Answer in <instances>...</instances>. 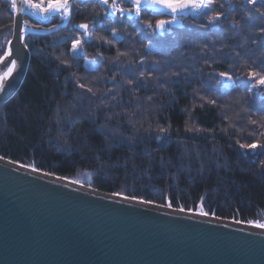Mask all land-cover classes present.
Here are the masks:
<instances>
[{
	"label": "rangeland",
	"instance_id": "obj_1",
	"mask_svg": "<svg viewBox=\"0 0 264 264\" xmlns=\"http://www.w3.org/2000/svg\"><path fill=\"white\" fill-rule=\"evenodd\" d=\"M35 1L40 4H44L45 2L47 3V0ZM237 1V7L234 6L230 8H224L218 5L217 10L220 13V18L217 21L210 16L206 18L204 16L205 20H208V22L203 25V27L218 24L222 26L220 30H215V32L213 30V32H209L205 28L196 29V31H200L201 35H203L200 37L199 35L193 33H191L192 35H190L188 33L190 31L188 29H184L182 31H184L186 34L188 33V37L183 36V39L181 38L180 40L172 39V41L170 42L173 43H169V45L165 46L160 45L161 43H165L164 41H157L155 42V44H152L151 41L154 40L155 35L158 36L159 40H163L167 36L170 37L173 33L172 30L177 27L173 28L172 30L164 31V34L161 35L160 33H158L160 29L156 28L153 22L149 23L148 19H142L141 22L134 21V23H132L137 24V26L131 25V21L133 22L132 18H135L133 10L136 5L133 3L125 4V2H128L127 0H109L106 4L103 2V0H94V3L88 4L86 6L87 8L83 12V21L77 23H88L87 29L79 28L75 31L72 30L73 26L71 17L75 12V8L78 6V4L81 3L74 4L72 9H70V19L67 21V23L56 17H52L45 23L41 22L39 24H34L35 21L29 22L28 20H26L27 23L30 24V26H34V29L37 32L30 31V33L27 34L24 38L28 40V36L33 35V38L35 39L37 35H43L48 29L55 30L52 32L60 35V38L63 39L61 40L62 44H59V42L56 44H51L53 45L52 49L56 50L57 53H59L58 51H60V53L56 55L59 64H69L71 63V60H75V62L77 63V65L74 64L67 67H72L69 72L74 73L76 71L77 73H79L75 76H73L72 74H68L67 76L69 77L68 80L73 81L70 87L84 92V94H80V97L75 96L74 98L77 100L79 105L83 102L82 99L91 100L92 98H94L96 96L94 95V93H96L97 91L96 88H99L100 91L103 92V88L109 87L113 91V88H115L114 82L118 81L115 79V77L121 78L120 75H118L116 72L119 68L123 67V65L121 64L122 62H127V60L122 61V52L125 50H129V48L128 46H126L125 50H120L119 45H117L118 41L113 40V35H125L123 39L127 40V38L132 36L136 37L138 35L140 37L142 33L143 35L148 34V39L147 36L144 37L146 39L142 38V40L145 42L150 41L146 46L145 53L143 54V56L141 55L142 60L145 61L144 64L139 63V66L135 67H132L131 64L130 69L139 70L140 67L145 71L150 72V74H153V80L155 79L157 81L156 83L163 85L172 84L177 88H183L181 90L175 89L174 91H181L179 96L187 99L190 110H193L194 108L197 109L201 102L206 103L204 97H208V95H204L205 92L212 93L215 89L211 83H208V89L197 91L199 80L203 76L202 73L204 69L202 68L208 66L207 64L209 63L215 65L219 64L222 68L217 67L216 69H219L217 71L220 72L216 73L214 70L211 71L213 69L212 66L210 68V71L211 73H213L212 77H215V79L219 80L221 78L216 91H223V99H221V96L220 98L213 96L212 99H208V102H210L211 100L215 101L216 109L232 112L233 114L230 115V118L236 119L237 115L240 113L237 112L244 110V103L249 100V95H247V91L245 93H242L239 92L236 87H234L236 81L235 77L237 75L234 76L233 72L238 71V75L242 74L244 78L248 77V79L252 81L250 82L251 85H255L256 87L262 86L261 89L264 88V85L257 84L258 77H252L254 78L253 80L249 77V72H256L260 75H264V19L263 16H261V13H258V9L256 7L243 0ZM252 1L253 3L259 2L258 0ZM114 3L116 4V7H113ZM8 6L11 13L13 12L11 14V19L14 20L16 16L14 10L12 9V4H10V1L8 2ZM242 6L244 9L241 8ZM0 8L2 9V7ZM78 8H81L79 9V11L82 14L81 11L83 7L80 6ZM129 11H131V13ZM235 11H238V13L236 14ZM141 12H144L143 14H146L147 12L148 14L146 15L151 18L153 15L149 13L154 14L153 10H143ZM52 14L54 16H59L58 11H55ZM256 16L262 17L261 21H257L258 18H256ZM179 17L183 18L186 17V15H179ZM152 19L155 20V18ZM253 21L260 23H258L256 26L252 25L250 27L249 24L253 23ZM144 22L148 23L149 25H143ZM13 24L14 23H12V25ZM68 30H71V33H67ZM216 31H219L220 34L217 35ZM75 40L81 41V45L79 49L74 52L72 49V44ZM222 41L223 43H225V41H227L228 43H233L228 46L225 45L224 48H220L218 43ZM104 43L106 44L105 46H103ZM29 46L34 47L33 44H29ZM159 46L162 49L159 48ZM154 47L157 48L156 51L151 50ZM147 48H149L150 50H147ZM30 49L31 48H29V50ZM199 49H201V51L195 52ZM36 50L37 49L35 47L32 49L33 56H35L38 52ZM5 51L6 48H4L3 53H5ZM155 54H164L165 56L161 57V55ZM2 56L3 55H1L0 57ZM156 56H158L159 61L157 60ZM154 58L156 59L155 61ZM239 59H241L242 61H240ZM99 63L100 68L102 69L101 71L95 68ZM159 63H162V65H159ZM222 72L232 75L234 79L230 75L228 76H230L231 79H228L227 77H221L220 73ZM121 75L125 77L127 82H119L116 86L115 93H118L120 91L122 85H130L132 87L133 85H138L142 87V90L140 89V92H138L137 89L133 87L134 91H136L140 95L144 93L143 90L152 89V85H147V83H143L138 80L143 76L140 73H138V75H135V79H127V77L123 73ZM145 79H147L146 76ZM113 80L114 82L112 83ZM81 85H83V87H81ZM89 89H91V91H89ZM209 89H212V91H210ZM249 89H251V91L254 90L250 87ZM158 95L160 98L161 94ZM158 95L156 97H158ZM258 97L263 98L264 94L259 95ZM143 100L142 103L140 102L138 103V105L144 106V113L148 114L150 110L149 108L145 109L146 102H144ZM262 100H264V98ZM262 100H260L261 106H264V101ZM65 104H69L72 106V104L68 102ZM135 106H137V104ZM120 110H122V113H118L117 116L120 117L119 120H125L122 128H118L120 127V125H122V123L121 121H115L116 118H114L113 121L110 119L109 121L105 120V124H102V126H100V130L103 135L100 132L99 134L103 148L101 150V154H98L97 161L101 163V167L100 169L96 168L94 170L100 175L106 173L105 179L107 181L109 180L110 183L114 181L113 184L115 186L117 185V187L110 191L121 193L123 190L117 188L118 185L122 183L123 189H126L129 193L141 194L143 196L140 197L143 198H145V196H148V200H151L152 202L156 201L162 206H168L175 210L183 209L181 211L184 212H186L187 210L189 211L190 209H201L202 211H210L211 214L215 210L218 211L224 208L228 209L230 205V197L233 200V197H238V195L245 198L250 195V191H248L251 188L250 185L239 182L235 179L234 181L227 179V182H225L223 179L221 180L220 177L217 176L216 173H221V169H223L225 173L229 174L230 170L228 168L225 169V167L222 168V166L226 165V163H218L216 159L219 157V153L214 152L209 148L203 149L204 146L200 147L196 144L189 147V149L192 150V154H196V156L191 157L190 152L181 154L179 153L176 155L173 154V159L169 158L170 155H168V153L164 150V147L160 148L157 146V149L152 150L151 152H144L145 149L141 151L135 149L134 146L139 139H135L136 141H134L133 138H126L125 135H128V128L131 127L134 123L133 117H128V115H126L128 112H126L125 109ZM135 115L136 116H134V118L138 119V121L135 122V134H139V130L143 131V133L145 132V138L148 141L152 140L153 138H157L154 135L157 124L153 122L156 120H154V118L152 117L151 121L148 122L147 125H145V123H143L138 118V115H140V113L139 111H137V109L135 111ZM217 115L223 121H226L225 119L227 116L225 113L220 115L219 112ZM42 116L45 117V115ZM112 116H114V114ZM41 117H36L38 118L36 120L39 124L42 123L44 127L42 137L46 142L48 137L50 138L52 135L50 128L51 125H54V123L49 120L43 121L41 120ZM252 118L254 117L245 119L247 121V131L253 132L256 129L257 133L255 135L257 137L264 136V118ZM61 120L64 121L62 117ZM89 121L93 120L90 119ZM185 121H192V123L195 122L193 121V118L191 116H186ZM235 121L239 125L241 121L243 122V119L240 118L236 119ZM149 123L151 124V126L149 125ZM45 124L46 126H44ZM183 127L185 129L183 130L182 134L192 136L193 131L187 132L186 126ZM244 130L243 132H245ZM54 133L55 131L53 130V135ZM140 136L143 137V134H141ZM52 137L50 139L51 143L46 142V144L48 143L49 146L53 147L54 151H56L59 149V147H57L58 145ZM157 140H159V138ZM115 143L119 145L123 144V150L122 147H114L113 145ZM130 143H132V145ZM253 143L259 144V142L257 141ZM74 146L77 147V144H75ZM176 146L179 147L180 145ZM179 148L180 151L183 146ZM70 149L71 148H69V150ZM197 149H203V151L205 152L201 153L200 155L199 153H193L198 152ZM37 150V156L39 157V153H42L43 150H41L40 148ZM119 150H122V152ZM256 150H251V152L253 153ZM33 152L35 151L33 150ZM180 152H182V150ZM55 153H53L54 156ZM32 155H34V153ZM102 155H104V159H102ZM258 155V160L260 159V157L264 158L262 153ZM34 160L36 164H39V161H37L36 158H34ZM31 164L33 165V162H31ZM110 170L112 172H110ZM210 170L212 173H210ZM206 172L209 173L206 176V180L209 182L207 185L202 184V182L200 181V179H202L204 173ZM170 175L174 177L178 175V179H176L175 181V178H171ZM72 180L76 184L81 186L85 185L93 189L104 190L98 187L97 180H93L92 173L79 172V174H77L75 177H72ZM182 184L186 187H183ZM195 185L201 188L202 191L199 193H195L196 195L194 196H191L190 200H188L189 203L185 200V203L181 201L182 194L187 191L189 192V187L194 188ZM245 198L239 201V203L245 204ZM169 204L171 206H169ZM250 218H253L250 219L254 220L252 222H259L258 216L256 215ZM260 222H264V217L260 218Z\"/></svg>",
	"mask_w": 264,
	"mask_h": 264
},
{
	"label": "water",
	"instance_id": "obj_2",
	"mask_svg": "<svg viewBox=\"0 0 264 264\" xmlns=\"http://www.w3.org/2000/svg\"><path fill=\"white\" fill-rule=\"evenodd\" d=\"M20 1L12 7L16 17L5 51L11 56L0 60V75L17 60L11 78H20L28 55L23 43L30 31L24 28L21 40ZM142 4L164 8L153 0ZM53 12L43 11L41 22ZM11 78L0 91L1 104L13 92ZM30 174L0 163V264H264L258 231L133 203L130 208L87 187Z\"/></svg>",
	"mask_w": 264,
	"mask_h": 264
},
{
	"label": "trees",
	"instance_id": "obj_3",
	"mask_svg": "<svg viewBox=\"0 0 264 264\" xmlns=\"http://www.w3.org/2000/svg\"><path fill=\"white\" fill-rule=\"evenodd\" d=\"M3 2H5L4 5H2ZM90 3H94V0H88L86 2H82L81 4H78V6L74 10L75 12L72 14L71 17L72 24H77L78 22L83 21L82 20L83 12L87 8L86 6ZM6 4H8L7 0H0V7L3 8V9L0 8V15H1L0 27L2 24L4 25L3 29L0 30V56L4 51L5 45L11 35V30H12V19H11L12 13L10 10L4 8ZM80 6L83 7L81 11L82 14L79 11V9L81 8H78ZM241 8L244 9L243 6ZM235 13L237 14L238 11H235ZM146 14L148 13L146 12ZM256 18H258V16H256ZM257 21L260 20L257 19ZM258 23L260 22L254 21L249 25L250 27L252 25L256 26ZM131 25L137 26V24H132V23ZM202 27L203 26H200V28ZM184 29L190 30L189 27L184 25L181 28H175L172 31L178 30V32L181 31L182 35H184L186 34L184 31H182ZM56 34L57 33H52V35L48 37L39 34L37 35L38 37L36 36L35 39L33 38L34 37L33 35L28 36L29 37L28 40H30L28 44L31 45L33 44L34 47L37 49L36 51L38 52L36 53L35 56L33 55L31 56L27 73L22 82L20 89L17 91V93L13 96V98L9 102H7L6 104L0 107V119L5 124V128H2L0 124V154L8 156L17 161H23V162H26L27 160H30L32 162V160L36 158L37 161H39V164L37 163L38 167L64 175L72 173L75 168L76 170L81 169L82 166L89 167L92 170H95L96 168L100 169L101 163L97 161L98 154L99 155L101 154V150L103 148L99 134V132L102 133L100 130L101 129L100 126H102V124H105L104 122L105 120L109 121L110 119L113 121L114 118H116L115 121H121L122 125H120V127H122L125 122V120L123 122L122 120H119L120 117L117 116L118 112L115 109H113L112 112L111 107L110 108L108 107L106 112L103 113L101 111L95 110L93 111V114L101 113L102 116L98 117V119L94 121L85 120L79 123V125L77 126L79 135L76 137L77 149L75 150L73 149L75 151L73 153L70 154L68 153L63 155L55 153L53 147L49 146L48 143H47L48 145L46 144L44 138L42 137V132H44L43 131L44 127L42 123L39 124L36 120L40 118L42 115L48 114L50 112V106H52L53 103H55L56 101H59L60 99H63L65 97L66 99L63 100L65 101V103H67L68 96H66V93L69 94V102L72 103L75 96L80 97V94H84L80 90L73 89L72 87H70L73 81L68 80L69 77L67 76L68 74H72L73 76H75L79 72L77 73L75 70L74 73L69 72V70L72 67H67L69 66L68 64H59L56 55H58L60 51H58L59 53H57L56 50L54 51V49H52L53 45H51L49 48L46 47V44L43 43L45 41L55 42L53 44L59 42L60 39L59 37H58L59 40L57 39ZM189 34L192 35L191 32ZM140 36L142 37L147 36V39L149 37L148 34L140 35ZM199 36L201 37L203 35L199 34ZM133 37L135 38V40L129 37V39L127 40L123 39L125 40L123 44H119L120 50H125L126 46L132 45L129 48V50H125V51H129L128 53H124L125 51L122 52V59L124 61L125 60L129 61L131 60V58H133L134 59L133 61L135 60L139 61L137 64L139 63L144 64L145 61H143L141 57L145 53L146 42L143 41L142 39L140 40L138 35L136 37L135 36ZM167 37L171 38V36L170 37L167 36ZM154 40L162 41V39L159 40L157 35H155ZM231 43H228L227 41L223 43L222 41L218 43V45L220 48L221 47L224 48L225 45L228 46L231 45ZM34 47L29 46V48H31L30 49L31 51ZM50 51L52 53L51 55H50ZM198 51H201V49L195 52ZM127 55H129L128 58ZM155 55H161V57L165 56L164 54H155ZM156 58L159 61L158 56H156ZM155 60L156 59L154 58V61ZM239 60L242 61L241 59ZM159 65H162V63H159ZM207 65L208 66L202 68L204 69L202 73L203 76L199 80L197 91L208 89V83H211L215 89L212 88L214 89L212 93L205 92L204 95L206 96L208 95V97H204L206 103L201 102L197 109L194 108L193 110H190V107L188 106V100L179 96L181 91L174 92L175 89L181 90L183 88L181 89L177 88L172 84L164 85L165 88L168 87L174 89L171 92H169L170 95L164 96L161 94L162 97L160 98L158 95L160 94V90L157 87L154 89L152 88V89L143 90L144 91L143 94H145L146 97L148 96L147 97L148 100L145 101L146 102L145 109L150 108L148 114L144 113V106L138 105V103L140 102L142 103V100L144 99V97H142L143 94L140 95L134 90L119 91L117 94L126 95V93L129 91L133 97L137 96V100L136 102L132 103L133 104L132 106L136 109L138 108L137 111H139L140 113V115H138V118L143 123H145V125H147L148 122L150 121L149 118L157 116V118L154 119L156 121H153L158 125V126L156 125L154 131L155 132L154 135L157 138H153L152 140L148 141L145 138L146 137L145 132L143 133V131H139V130H138L139 134L133 135L129 133L128 135H132L131 138H133L134 141H136L135 139H139L136 142V145L134 146L135 149L140 151L145 149L144 152L145 151L151 152L152 150H156L157 146L160 148L164 147V150L168 153V155H170L169 158L173 159V152L171 151V146H170V143L173 142V140L175 139L178 140L183 147L194 146L196 144L200 147H203L205 145V141L207 138L206 133L210 131L211 134L208 133L209 134L208 136H211V141H212L211 143L214 146L212 151L218 152L219 157L220 155L224 157V159L218 157L219 159L217 158L216 161L220 164L226 163V165L222 166V168L225 167V169L228 168L230 170V174H229V173H225L224 170L221 169L220 170L221 173L217 171L218 172L216 173L217 176L220 177L221 180L223 179L225 182H227L226 181L227 179L233 181L235 179L239 182H243L247 185H250L251 187L250 190H248L250 191L249 193L250 195L248 197L245 198V197H240V195H238V197H233V200L230 197L229 199L230 205L228 209L224 208L215 211H217V214H219L220 216L227 217L230 216L231 209L234 210V207L232 208V206L234 205L242 216H244L245 213L250 214L251 215L250 217H253L255 215L258 216L257 215L258 212L261 209H264V158L260 157L259 160L257 158L259 156L258 154L260 153H262L264 156V147H259L255 152L252 153L250 149L241 148L240 145L252 144L255 141L259 142L260 145H264V136L257 137L255 135L257 133L256 129L253 132L252 131L248 132L246 129L247 121L245 120L252 117L253 114L252 112H257V111H253L250 107H248L251 101L255 100L257 102L255 107L264 108V106H261V102H260V100H262L264 97L263 98L258 97L259 95L264 94V88L261 89L262 86L256 87L255 85H251L250 82L252 81L249 80L248 77L244 78L242 74L238 75V71L233 72L234 76L237 75L235 77L237 83L234 80L235 81L234 87H236V89H238V91L242 93L243 92L245 93L247 91V95H249V100H247L244 103V108H243L244 110L237 112L240 113L237 115L236 119H240V118L243 119V122L241 121L240 124L238 125L235 121L236 119L230 118V115L233 114L232 112H228L227 110L216 109L215 103L208 102V99H212L213 96L217 98L218 97L220 98L221 96V99H223L222 98L223 91L222 90L216 91V88L221 78L217 80L215 79V77H212L213 73H211V71L213 70L216 73L220 72L217 71L219 69L216 68L217 67L222 68V67H220L219 64L215 65L209 63ZM211 66L213 68L212 70L210 69ZM57 73H59L61 76L63 75L64 79H62L61 76H58ZM230 76L233 78L232 75ZM253 79L254 78H252V80ZM138 80L143 82V76ZM119 82L121 81H115L114 83H119ZM249 87L253 88L254 90L248 91ZM212 89L209 90L212 91ZM157 95L158 97H156ZM84 100L85 99H82L83 102ZM91 100L93 101L94 98H92ZM64 101H62V104ZM136 104L137 106H135ZM132 106H130L129 104L123 105V102H120V107L118 106L117 107L119 113H122V110L120 109L123 110L125 109V111L129 113V111L133 112ZM4 110L5 113L7 112L6 115L4 114ZM219 112H223L226 114L227 116L225 119L226 121H223L217 115ZM108 113H110L111 115ZM113 114L114 116H112ZM134 116L136 115L134 114ZM186 116L187 117L191 116L193 118V121H195L193 123L196 124H193L192 121H185ZM4 117H6L7 119L6 121L3 120ZM43 117L44 116L41 117V120L45 121ZM133 120L134 123L132 124V126L135 128V122H137L138 119L133 117ZM149 125L151 126L150 123ZM183 126H186L187 132L193 131L192 136L187 137L188 135L182 134L183 130L185 129ZM206 127L210 129L205 133ZM161 128L165 129V131L161 132L160 131ZM243 128L246 130H244ZM50 129H54L52 125ZM243 130L245 132H243ZM141 134H143V137L140 136ZM158 138L159 140H157ZM130 144L132 145V143ZM113 146L120 148L122 147V149L124 147L123 144L119 145L117 143H115ZM39 148L43 150V152L39 153V157H38L37 149ZM33 150L35 152H33ZM119 151L122 152V150ZM33 153L34 155H32ZM53 153H55V156L53 155ZM103 157L104 155H102V159H104ZM227 157L228 159H226ZM254 167H256L257 169ZM110 172L112 171L110 170ZM210 173H212L211 170ZM208 174H209L208 172L204 173V176L202 177V179H200L202 184L207 185L209 183L206 180V176ZM105 175L106 173L101 175L103 177L96 179L98 187L107 191L116 188L117 185L115 186L113 184L114 181L110 183L109 180L107 181L105 179ZM170 176L171 178H175L172 175ZM176 178L178 179V175H176ZM183 187L186 186L183 185ZM189 188H190L189 192L187 191L182 194L181 201L184 202L185 200L189 203L188 200H190L191 196H194L196 195L195 193L197 192L199 193L202 191V189L197 187V185H195L194 188L191 187ZM146 197L148 198V196H145V198ZM243 198H245L246 203L240 204L239 201H241Z\"/></svg>",
	"mask_w": 264,
	"mask_h": 264
},
{
	"label": "bare ground",
	"instance_id": "obj_4",
	"mask_svg": "<svg viewBox=\"0 0 264 264\" xmlns=\"http://www.w3.org/2000/svg\"><path fill=\"white\" fill-rule=\"evenodd\" d=\"M7 1L9 2V0H7ZM86 1H88V0H71V1H69V4H68V12L66 14V18H65V14H63L62 12H59V14H58L59 16H54L53 14L50 13L48 15L47 20H49L52 17H56V18H59L60 20L64 21L65 23H67V21L70 19V11H71L70 9H72L73 5L75 3H82V2H86ZM107 1H109V0H107ZM127 1L128 2H125V4L126 3L135 4L133 2V0H127ZM147 1H151L152 2V0H147ZM243 1H246L250 5L256 7L258 9V13H261V16H263V19H264V0H258L259 1L258 3H253L252 0H243ZM5 2H3L2 5H4ZM49 2L50 1L47 0V3L45 2L46 4L45 3L44 4H40V3H38L35 0H31L32 4L41 5V8H32L25 1L24 2L20 1V5L22 6L20 8V11H21L20 12L21 13L20 26L24 27L25 29H27V30H29L31 32H37L34 29L33 25L30 26L29 23H27L25 25L24 22L26 20H28L29 22L35 21L36 23L34 22V24L41 23V19H43L44 16H45L44 14H42L43 11L41 9L42 8L46 9L48 7ZM51 2H55V0H51ZM103 2L105 4L107 3V2H105V0H103ZM204 2L205 3L209 2V0H204ZM236 2H238V1L237 0H213V1L211 0L210 5H209L210 7H207V8H204V7L196 8V10H195L196 12L194 10H192L191 8L184 9L181 12H180V10H178V12L180 14L179 13L178 14H173L170 10H167L165 8L157 10V9H155V7H148V6H146V4H142V5H138V6H136L134 8L133 13L135 14V18H132L133 22L131 21V23H134V21H140L141 22L142 19H148L149 23L153 22L154 25L156 26V28H158L157 24H158L159 21H161V20L170 21V23H166L163 28H159L160 31L158 33H160L161 35L164 34V31L172 30L175 27L181 28L184 25L190 28L189 31L191 33L196 34V35L201 34V32L196 31V29L205 28L207 31H212L213 32V30H214V32H215V30H220L222 28V26H220L218 24H214L213 26H207V27L205 26V27L200 28V26H203V25H205L208 22V20L206 21L205 18L210 16L211 18L216 19V21H217L220 18V13L217 10L218 9V5L222 6L224 8L225 7L230 8V7H234V6L237 7L238 3H236ZM4 8L8 9V10L10 9L8 4H6V6ZM143 10H145V11L153 10L154 14L153 13H149V14L153 15L152 18H155V20H153L151 17L147 16L146 14H143L144 12L143 13L141 12ZM129 12L131 13V11H129ZM190 14H192V15H190ZM17 15H20V14L17 13ZM179 15L180 16L181 15H186V17L180 18ZM204 16H205V18H204ZM0 17H1V15H0ZM201 18H203V19H201ZM258 19L261 21L262 17L259 16ZM12 23H15V19L12 20ZM81 24L88 25V23L87 24H85V23L72 24V26H73L72 30H74V31L78 30L80 28L79 26ZM145 24L149 25L148 23L144 22L143 25H145ZM3 27H4V25L2 24L1 27H0V30H2ZM13 29H14V24L12 25L11 35H10L6 45H5V48L7 47L9 41L12 38ZM52 31H55V30L48 29V30H46V32L43 35H46V37H48V36L52 35V33H55V32H52ZM173 32L174 33L171 32L172 33L171 34L172 38L165 37L162 40L165 43H161L160 44L161 46L169 45V43L172 44L173 42H170V41H172V39H175V40L179 39L180 40L181 38L183 39V36L187 37L186 35H189L188 33H190V32H188L187 34L182 35L181 31L178 32V30H175ZM67 33H71V30H68ZM168 33H170V32H168ZM216 34L219 35L220 34L219 31H216ZM141 35H143V33ZM56 37H57V39L59 37V39H60L59 44H62L61 40H63V39L60 38V35L56 34ZM123 37H125V35H117L116 36V34H114L113 35V40L118 41L117 45L123 44L125 42V40H123ZM130 38L135 40V38L133 36L130 37ZM139 38L141 40L144 37L140 36ZM127 39H129V38H127ZM165 40H167V41H165ZM157 41L154 40V41H151V43L155 44V42H157ZM28 42H30V40H26L25 39L24 43H23V48L26 49L27 52H28L27 59L24 61V64L22 65V67L24 68V70H23L24 72L22 73V75L20 74V78L19 77L11 78L10 76L8 77V78H11L10 79V84H11L10 89H12L13 92L10 95H8V97L6 98V100L2 104H6L7 102H9L11 100V98H13V96L20 89V87L22 85V82H23V80H24V78L26 76V73H27L26 69H27V67H28V65L30 63L31 56L33 55L32 51L29 50V48H28L29 47ZM149 42H146L145 45L147 46L149 44ZM43 43L46 44V47H50L51 44H53L55 42H53V41H45ZM56 43H58V42H56ZM105 45L106 44L104 43L103 46H105ZM60 46H63V45H60ZM131 46L132 45H128V48H130ZM147 50H150V49L147 48ZM151 50L156 51L157 48L154 47ZM128 52L129 51H125L124 53H128ZM3 54L4 53H2L1 55H3ZM51 54L52 53L50 51V55ZM128 57H129V55H127V58ZM24 58H25V55H23V59ZM133 60L134 59L131 58V60L121 63L123 65V67L119 68L118 71L116 72L118 75H120L121 78L115 77L116 80H118V81H122V80L126 81L125 77L123 75H121L122 73L127 77V79H133V78L135 79V75H138V73H140L141 75H143V83H147V85H152L153 89L157 87L160 90V94H162L164 96H169L170 95L169 92H171L174 89H171V88H168V87L165 88L163 84L156 83L157 81L155 79L153 80V74H150V72H147V71H145L144 69H142L140 67H139V70L138 69H136V70L135 69H130L132 63L136 64V65L132 64V67L133 66L135 67L137 65L139 66V64H137L139 61H136V60L133 61ZM122 61H124V60L122 59ZM74 64L77 65L75 60H71V63H69L68 65L71 66V65H74ZM10 67H12L11 63H9V65H5V68H4L5 71H3V74H1L0 77H3L7 73V70L10 69ZM95 68L100 70V71L102 70L100 68V63L97 64ZM131 70H133V71H131ZM57 75L61 76L59 73H57ZM145 76L147 77V79H145ZM61 78L64 79L63 75L61 76ZM113 82H114V80L112 81V83ZM117 84L118 83H115V88H113V91L109 87L103 88V92L100 91L99 88H96L97 91H96V93H94V95H96V96L94 97V100H93L95 102H93L92 100H86L85 99L84 102H82L81 104L77 105L78 102H77L76 99H74L73 103L69 102V94L66 93V96H68L67 102L73 104L72 106L69 105V104H65V101L63 100V99H66L65 97L63 99H60L59 101H56L55 103H53L52 106H50V112L48 114H46L45 117H43V119L52 121L54 123V125L52 126L54 129H51V132H52V135H53V130L55 131V133H54L53 137H52V135H51V137L57 143V145H58L57 147H59V149L55 151V152H57V154L63 155V154H68V153L70 154V153L75 152L74 150L77 149V147L74 148V145L77 142L76 137L79 135L78 134V127H77L79 125V123H81V122H83L85 120H90V119H92L94 121V120L98 119V117L102 116L101 113H97V114L94 113L93 114V111L98 110V111H101L103 113V112H106L108 107L109 108L111 107V111L112 112H113V109H115L119 113L118 107H120V102H123V105H128L129 104L130 106L133 105L132 103L136 102L137 96L133 97L132 94H130L129 91L126 93V95L115 93ZM63 85H66V84H63ZM133 87L135 89H137L138 92H140V89L142 88V87H140L138 85H133ZM133 87L130 86V85H127V86L122 85L121 88H120V91L134 90ZM176 91H174V92H176ZM81 92L84 93L83 91H81ZM97 92H99V93H97ZM166 93H167V95H166ZM0 97H1V95H0ZM142 97H144V102L146 100H148V98L145 96V94H143ZM160 97H162V96L160 95ZM62 101H64L63 104H62ZM2 104L0 102V107L2 106ZM256 104H257V102L255 100H253L248 105V107H250L253 111H257V112H252L253 113L252 117H254V118H264V108L263 107H255ZM148 107H150V106H148ZM132 108H133V112L134 113L129 111V113L126 114V115H128V117H130V116L134 117L136 108H134L133 106H132ZM137 110H138V108H137ZM149 110H150V108H149ZM6 113H5V110H4V114L5 115H6ZM108 114H110V113H108ZM222 114H223V112H220V115H222ZM61 117L64 119V121L61 120ZM153 118L156 119L157 116H155ZM151 119H152V117L149 118L150 121H151ZM3 120L6 121L7 120L6 117H4ZM0 124H1L2 128H5V124H4V122L1 119H0ZM118 128H122V127H118ZM128 129L131 130V131L127 132L128 134L130 133V134L134 135L136 133V131H135L136 129L133 126L129 127ZM209 129L210 128L206 127L205 128V130H206L205 133ZM208 133L211 134L210 131L206 133L207 138H206L205 145H204L203 149L204 148H207V149L209 148L210 150H212L214 146L211 143L212 142L211 141V136H208L209 135ZM229 134H230V132H229ZM125 135H126V138H131L132 137V135H127V134H125ZM51 137L50 138L48 137L46 142L51 143V140H50ZM187 137H189V136H187ZM225 137H227V136H225ZM176 145H178V146L180 145L179 147L182 146L181 143L178 140H176V139L173 140V142L170 143L171 151L173 152L174 155L179 154V153L181 154V153L190 152L191 157L192 156H196V154H192V150L189 149L190 146L183 147L181 149L182 152H180L181 151V150L179 151L180 148L177 147ZM69 148L74 149V150H71V149L69 150ZM203 149H201V150L197 149L198 152H193V153H199V155H200L201 153L205 152V151H203ZM220 157L224 159L223 156L220 155ZM226 159H228V157ZM32 162H33V165L31 164L30 160H27L26 162H18V161H15V160H13L12 158H10L8 156L0 154V163H3L5 165L8 164L9 166H15V168H17V169L21 168V169H23V171H25L27 173H31L30 175H32V176H35V175H38V176H42L43 175L45 177L48 176L50 178L55 179L58 182H67V183L70 182V183L76 184L72 180V177H75L77 174H79V172L92 173L93 174V180H96L98 178L103 177L99 173H97L96 171H94V170H92V169H90L89 167H86V166H82V168L80 170L77 169L78 171H76V168H75L74 169L75 172L73 171L70 174L64 175V174H58V173L52 172V171L50 172L49 170L42 169V168L38 167L36 162L34 161V159L32 160ZM23 164H30V165H23ZM34 169H39V170L37 171V170H34ZM82 187H87L90 190H92L93 191L92 192L93 195L94 194L106 195V197H114L115 200L116 199L117 200H125V201H127L128 206L130 208L134 207L133 204L141 205V206H143L146 209H148L147 207H152V208L155 207L158 210H163V211H169L170 210V212L180 213V214H183V215H186V216H190V217L203 218L204 220H207V221H211L212 220L213 222L220 223V224H225V225H228V226L237 227V228L243 229L245 231H249V230L250 231H256V232L258 231V232L264 234V227L256 226L257 223L264 224V222H260V218L264 217V209H261L258 212V214H257L259 222L249 223V221H254V220H250V219H253V218H250L251 215L245 213L244 216H242L239 213V211L235 208L234 205L232 206V208L234 207V210L231 209L230 216L224 217V216H220L219 214H217V211H213L212 214H211L210 211H206V210L202 211L201 209H190L189 211L187 210L186 212H184V211H181V210H175V209H173L171 207H168V206H162L160 203H157L156 201H154L152 203H148L147 201H151V200H148L147 197L146 198L140 197V196H143L141 194L129 193L126 189H123L122 183H120L118 185V188H117V189L123 190L121 193H118V192L115 193L114 191H105V190H98V189L94 190L93 188H90V187L85 186V185H83ZM131 197H136V199H131ZM202 212H206V213H208V215H202L201 214ZM213 213H214V215H213ZM233 227L231 229L234 230V231H237V230L233 229Z\"/></svg>",
	"mask_w": 264,
	"mask_h": 264
},
{
	"label": "snow or ice",
	"instance_id": "obj_5",
	"mask_svg": "<svg viewBox=\"0 0 264 264\" xmlns=\"http://www.w3.org/2000/svg\"><path fill=\"white\" fill-rule=\"evenodd\" d=\"M25 2L28 3L29 6L32 8H41V5H39V4H32L31 0H25ZM105 2H107V0H105ZM134 2L137 5H139L140 0H134ZM153 2L162 5L164 8L171 10V12L173 14H175L178 10H184V9L189 8V7H191L193 10H195L196 8H201V7L207 8V7H209L211 0H209L208 3H205L204 0H153ZM68 4H69V0H55V2H51V0H50L48 7L46 9L42 8L41 10L45 11V12H48V11L62 12L63 14H65V18H66V14L68 12ZM15 6H16L15 0H13L12 7L15 8ZM113 7H116L115 3L113 4ZM166 23H170V21L161 20L158 22L157 27L163 28ZM24 24L26 25L27 21H25ZM79 27L83 28V29H87V25H84V24H81ZM19 31L21 34L20 38H21V40H23V32L25 31L24 27H20ZM80 45H81V41H79V40L73 41V44H72L73 51L74 52L77 51L79 49ZM4 55H5V57H8V56H11V53L6 52ZM2 59L3 58L0 57V60H2ZM11 64H12V67L9 69V71L3 77H0V91L4 90V88L6 87V82H7L8 77L11 76L12 72L16 69L17 60L13 59L11 61ZM220 76L221 77H227L228 79H231V77L228 76L227 73L222 72V73H220ZM249 77L250 78L258 77L257 84L258 85H264V75H260L259 73H256V72H249ZM81 87H83V85H81ZM89 91H91V89H89ZM249 91H251V89H249ZM210 103H215V101H210ZM253 123H255V122H253ZM160 131L164 132L165 129L161 128ZM240 147L241 148H248L251 150H256L259 147H264V145L253 143V144H241ZM34 170L38 171L39 169H34ZM131 199H136V197H131ZM147 202L152 203V201H147ZM169 206H171V205L169 204ZM181 210H183V209H181ZM201 214L202 215H208V213H206V212H202ZM213 215H214V213H213ZM249 223H253V222L249 221ZM256 226L264 227V224L257 223Z\"/></svg>",
	"mask_w": 264,
	"mask_h": 264
}]
</instances>
